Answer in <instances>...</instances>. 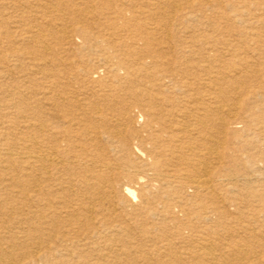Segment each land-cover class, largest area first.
<instances>
[{
  "label": "bare ground",
  "instance_id": "6f19581e",
  "mask_svg": "<svg viewBox=\"0 0 264 264\" xmlns=\"http://www.w3.org/2000/svg\"><path fill=\"white\" fill-rule=\"evenodd\" d=\"M98 1H105L104 6L96 8L94 0H10L8 8L17 18L13 29L24 34L23 39L9 40L16 52L11 60H31L26 53L39 52L49 65L41 117L31 112V118L39 122L28 125L25 159L14 157L17 149L2 152L0 157L4 171L11 167L15 171L5 172L10 175L0 192V209L6 212L5 205L14 199L6 191L16 187L29 205L26 217L19 221L28 228L0 235V241L7 243V247L0 243V264L10 263L4 258L28 240L44 243L32 249L38 258L31 262L46 264H53L47 259L51 256L59 257L60 264H87L90 257L96 258L95 264H234L235 259H244L256 251L254 247H234L225 255L217 253L220 248L212 239L189 243L188 257L168 247L165 258L159 252L155 257L146 255L139 246L119 245L124 242L127 220L144 225L156 214L184 219L193 214L196 221L219 226L225 217L221 194L230 193L232 206L236 199L231 193L236 187L232 174L221 167L222 96L226 91L220 79L210 84L208 76L205 79L207 53L218 51L217 42L202 41L201 35L182 37L180 31L158 26L143 30L136 26L139 13L129 10L128 14L119 0ZM179 1L188 8L180 15V23L205 25L212 16L226 24L223 31L234 38L222 39L224 48L245 45L246 38L264 44V37L237 19L241 14L238 2L245 0H158L156 8L175 15ZM5 11L0 9V29L8 32ZM91 13L106 22L90 21ZM259 20L257 16L252 19ZM75 39L81 43L74 47L78 52L71 46ZM22 41L30 45L28 50L19 45ZM84 48L89 54L81 53ZM55 51L66 56L55 57ZM75 53H81V59L72 61ZM242 70L223 75V82L238 88L243 83ZM87 89L91 93H83ZM258 108L264 112L262 103ZM210 124L215 131L207 129ZM252 193L257 195V189ZM95 242L103 247H93Z\"/></svg>",
  "mask_w": 264,
  "mask_h": 264
},
{
  "label": "rangeland",
  "instance_id": "374dc122",
  "mask_svg": "<svg viewBox=\"0 0 264 264\" xmlns=\"http://www.w3.org/2000/svg\"><path fill=\"white\" fill-rule=\"evenodd\" d=\"M102 2L105 1L94 0L96 8ZM117 3L118 5L124 7L128 14L130 12L129 10L139 13L140 17L137 20L139 24L136 26L139 25V28L142 26L141 28L143 30H150L152 27L158 26L164 31H180V33H182V37H187L188 35H198V37H200L201 35L199 38L201 40L208 38L209 42H217L218 51H211L209 54L207 53L209 62L206 63L205 79L208 78L206 81L209 84L212 80L215 81L220 79L221 87L226 91V93L222 96V100H224L225 103L222 118L225 122L223 129L221 130L223 134L220 136L222 141V145L220 147L222 152L221 167L224 173L229 172L232 174L230 175L232 178L231 181L234 180L236 187L233 193H231V195L236 199L234 203H232L234 204L232 206L229 205L230 201L228 200L230 193L223 191L221 194L223 200L221 202L223 205L221 208L222 211H224L223 215L225 217L223 219L224 221L219 226L210 222H203L200 220L196 221L193 214L189 216V219H184L183 216L164 217L161 214H156L153 219L144 223V225L139 222L127 220L126 223L128 226L127 230L124 231V242L119 245H126L127 248L129 247L128 249L139 246L141 248V252L146 255H152L155 257V253L159 252V254L164 255L165 258H167L170 253L169 249H167L168 247L170 250L178 252V254H181L183 257H188L186 256L187 254L185 251H189V243L195 244L197 241H207L212 239L211 241L214 242L216 247L220 248L217 253H224L225 255H229L228 251L234 247L238 249V246H252L255 248L256 251H251L249 252L250 254L245 255V260L240 258L235 259V261H233L234 264H264V160L261 159L264 153V112L261 113L260 108H258L261 103L264 108L263 42L259 41L257 43L256 41L255 43L246 38L247 43L245 45L234 44V47H232L231 50L224 48L226 45L221 43V40L231 38L229 34H226L223 31L226 24L222 20L217 22L216 18H213L212 16L208 24L204 23L205 25L200 23L194 25L190 22L180 23V15L185 14L188 10L186 4L182 1L178 2V4L181 5L179 6L180 8L177 9L175 15L171 11L162 14V10L160 11L156 8L158 0H119ZM9 5H11L10 0H0V9L6 8L5 17H7L6 21L10 25V30L8 32H3L2 29H0V108L3 107L0 109V157L3 158L2 152L9 151L11 149L12 151L14 149L16 151L17 149L18 151H16V153L18 154H14V157L20 156L23 160L25 159V149L27 147L26 136L30 133L28 125L32 123L37 124L39 122L38 119L31 118V112L34 114L37 113L39 114L37 117H41V107L44 100L43 93L45 92L44 87L48 83V79L45 78V72H47L46 68L49 63L40 59L41 55L39 52H34V55L26 53L27 56L33 58L31 60L30 58H24L19 62H13L15 60H11L14 59V53L16 52H14V45L9 44V40L20 39L21 37V39H23L24 34L21 33L20 30L19 32L14 31L13 20L17 18L15 17L16 14L14 11H11V9L8 8ZM95 5L92 9H95ZM115 5L116 4H113V6ZM238 5L241 7V14L237 15V19L241 20L240 24L252 26V28L260 34L261 39H263L264 0H245L240 3L238 2ZM101 6L104 5L101 4ZM210 13V11H206V15H210ZM8 14L15 15L8 17ZM91 14L92 16L89 18L90 21L97 24H104L106 22V19L103 17L97 16L94 13ZM65 16H67V13ZM256 16L260 19L258 23L252 21V19ZM118 21L121 22L120 19H118ZM165 22H167V24ZM130 28L134 29L133 27ZM122 32L126 33L128 31L124 30ZM233 38L234 37L231 39ZM46 40L52 44L54 43L53 38L51 37L46 36ZM19 42L21 41L19 40ZM25 42L26 41H22L19 45L28 50L27 47L30 45ZM80 44L79 39H75L74 44L71 45L73 51L75 50L74 47L80 46ZM86 50L87 49L84 48L81 53L83 52V54H89ZM73 51L71 50V52ZM78 51L79 50L76 49L74 52ZM54 53H56L55 57H61L62 55L66 56L65 53H59L58 51H55ZM81 53H75L76 56L74 57L71 55V60L76 61V57L77 60L81 59V55H79ZM192 60L194 61L195 57ZM230 63H234V65L230 66ZM234 70H242L244 72L242 76L243 83L238 88L231 87L230 82L226 80L223 82L222 79V76L225 74L232 75L235 73ZM85 91H87L83 92L85 94L89 92L91 93L88 89ZM207 92H209V88ZM227 106L229 110L227 109ZM233 112H236L237 114H234ZM34 117L36 116L34 115ZM234 121H241L242 125H236L234 124ZM207 129L212 132L215 131L213 130L212 124H210ZM16 170H19V173L23 172L18 167H16ZM8 171L10 173L15 172L12 167L9 170L7 169L4 171L3 167L0 166V192L2 191L1 189L3 185L8 182L6 177L10 174L5 173ZM225 177L224 183L227 184L229 183L227 181L229 178L227 176ZM254 177H257V180L254 179ZM254 189H257V195L250 196ZM6 192L12 193L11 196H13L14 199L13 201H9L10 204L8 203L5 205V209H7L6 212L3 209L4 207L0 209L4 213L2 216L0 215L1 236H7V234L12 231L17 232L19 229H22L21 227H24V229L28 228L27 223L19 222L24 219V216L26 217V212H28L29 209V205H27L28 202H26L27 200L25 199L26 195L18 192L17 187L13 188V190L10 188ZM233 218L236 219L234 222L232 221ZM112 227L117 228L115 225H112ZM126 231L128 232L126 233ZM0 243L2 246L7 247V243H3L1 241ZM43 245L44 243H34L32 240H28L24 243L22 242L21 244L16 245L15 248L13 247L14 249L12 251H14L15 256L10 254V256L5 257L4 260L6 263L10 261L8 264H11V261H14L13 264H46V261L42 260L31 262L33 258H38V254H34L33 250L37 249L38 246L43 247ZM99 245L103 247V244H98L96 242L92 246L97 247ZM188 255L190 256V254ZM48 258L49 262H52L53 264H60L59 257L51 256L47 257V259ZM189 259L190 258H187V260ZM96 261L95 257H90L87 259V264H95L97 263ZM130 262L134 263L131 258ZM193 262L195 261H188L184 264H193Z\"/></svg>",
  "mask_w": 264,
  "mask_h": 264
}]
</instances>
